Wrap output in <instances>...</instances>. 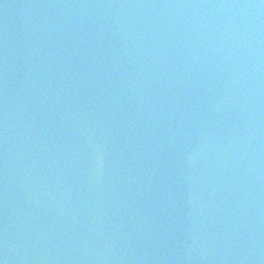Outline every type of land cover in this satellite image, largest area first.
<instances>
[{
	"label": "water",
	"instance_id": "1",
	"mask_svg": "<svg viewBox=\"0 0 264 264\" xmlns=\"http://www.w3.org/2000/svg\"><path fill=\"white\" fill-rule=\"evenodd\" d=\"M0 264H264V0H0Z\"/></svg>",
	"mask_w": 264,
	"mask_h": 264
}]
</instances>
